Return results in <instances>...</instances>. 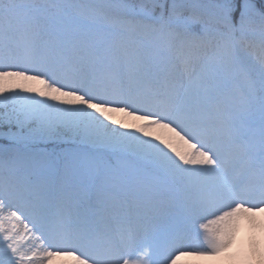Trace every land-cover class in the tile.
Listing matches in <instances>:
<instances>
[{
    "label": "snow or ice",
    "instance_id": "1",
    "mask_svg": "<svg viewBox=\"0 0 264 264\" xmlns=\"http://www.w3.org/2000/svg\"><path fill=\"white\" fill-rule=\"evenodd\" d=\"M241 222L264 0H0V264H219Z\"/></svg>",
    "mask_w": 264,
    "mask_h": 264
},
{
    "label": "rangeland",
    "instance_id": "2",
    "mask_svg": "<svg viewBox=\"0 0 264 264\" xmlns=\"http://www.w3.org/2000/svg\"><path fill=\"white\" fill-rule=\"evenodd\" d=\"M243 232V239L241 242L239 241V244H237V248L233 250L231 253L225 257V260L223 261L220 258L219 264H245V260L249 256V238L252 235H255L256 239L260 243H264V233L259 232L258 230L253 232L246 223V228H244ZM192 264H217L216 261H210V260H197L196 258L191 259Z\"/></svg>",
    "mask_w": 264,
    "mask_h": 264
}]
</instances>
